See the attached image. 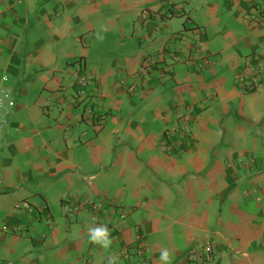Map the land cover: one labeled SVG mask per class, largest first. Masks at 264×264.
<instances>
[{"label":"crops","instance_id":"1","mask_svg":"<svg viewBox=\"0 0 264 264\" xmlns=\"http://www.w3.org/2000/svg\"><path fill=\"white\" fill-rule=\"evenodd\" d=\"M2 75L0 264H123L107 257L137 247L128 264L165 249L195 264L207 244L206 264H264V0H2ZM83 199L99 212L66 214ZM100 227L107 249L89 240Z\"/></svg>","mask_w":264,"mask_h":264},{"label":"built area","instance_id":"2","mask_svg":"<svg viewBox=\"0 0 264 264\" xmlns=\"http://www.w3.org/2000/svg\"><path fill=\"white\" fill-rule=\"evenodd\" d=\"M2 0H0L1 2ZM145 17V15H143ZM253 21H257V18L255 16H252ZM154 66L153 61H149L144 66L141 67L140 71L138 73H131L128 74L130 78L133 79V82L128 84L127 91L133 92L138 85L142 82V79L145 77L147 73H149L152 70V67ZM203 67V65H201ZM260 72V66L259 63L256 62L254 65L248 62L244 69L238 73L237 78L239 81L244 82L245 79L250 78L252 81L249 82L246 85V88L248 90H252L257 82V75ZM7 76L2 75L0 77V145H1V131L3 128V117L5 114L9 112L8 105L6 103V96H7V89L4 86V83L7 81ZM89 84V75L84 70H78L74 76L73 81L71 83L72 86L77 87V96L82 97L84 99L88 98L90 95L92 96V93L87 90V85ZM93 97V96H92ZM88 115L91 119V122H94L95 118L97 120V123H102L106 119V114L104 111L100 110L98 107L89 106L88 107ZM179 118L182 119L181 124L174 130V133L177 135L178 139L184 140L185 138L189 137L190 135V125L188 123L187 116L185 114H179ZM161 146L164 149L167 148H173L170 144L166 142V140H163L161 142ZM178 147V146H177ZM74 207H70L67 204V201L63 202V207L66 209L67 212H76L81 209H89L90 211H93L95 213H98L100 210V204L88 199H83L82 201L77 202L73 205ZM40 212L44 211L45 209H39ZM121 217L124 218L125 213L123 210H118ZM45 213V212H44ZM96 219V216H94V219ZM135 257V259L139 262L144 263L145 259L143 257L144 251L142 247H137L132 254L130 252H120L116 255H111L107 257L108 263H113L117 261L123 262V264H128L132 258ZM214 258L213 256V248L211 244L203 245L201 247L192 248L189 252L188 260L189 262H194L195 264H198V262H201L200 264H206L210 261H212Z\"/></svg>","mask_w":264,"mask_h":264},{"label":"clouds","instance_id":"3","mask_svg":"<svg viewBox=\"0 0 264 264\" xmlns=\"http://www.w3.org/2000/svg\"><path fill=\"white\" fill-rule=\"evenodd\" d=\"M89 240L101 244L105 249H107L111 244V239L109 238L108 230L104 227L90 229ZM160 260L164 264H169V252L165 249L161 252Z\"/></svg>","mask_w":264,"mask_h":264},{"label":"rangeland","instance_id":"4","mask_svg":"<svg viewBox=\"0 0 264 264\" xmlns=\"http://www.w3.org/2000/svg\"><path fill=\"white\" fill-rule=\"evenodd\" d=\"M68 213H70V212H68ZM71 213H73V212H71ZM66 214H67V211H66Z\"/></svg>","mask_w":264,"mask_h":264}]
</instances>
